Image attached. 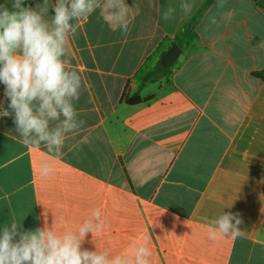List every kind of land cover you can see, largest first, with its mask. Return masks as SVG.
<instances>
[{
	"label": "crops",
	"instance_id": "obj_1",
	"mask_svg": "<svg viewBox=\"0 0 264 264\" xmlns=\"http://www.w3.org/2000/svg\"><path fill=\"white\" fill-rule=\"evenodd\" d=\"M57 2L24 6L51 30ZM98 2L70 21L63 61L81 76L72 103L83 125L59 151L23 141L0 82V113H11L0 115V229L74 231L93 220L101 233L82 247L109 258L132 259L143 245L150 264H264V0H125L126 35L111 0ZM177 38L182 53L155 72ZM228 212L242 234L209 239Z\"/></svg>",
	"mask_w": 264,
	"mask_h": 264
},
{
	"label": "clouds",
	"instance_id": "obj_2",
	"mask_svg": "<svg viewBox=\"0 0 264 264\" xmlns=\"http://www.w3.org/2000/svg\"><path fill=\"white\" fill-rule=\"evenodd\" d=\"M98 7V0H58L54 28L49 30L41 14L25 7L24 0H12L13 11L0 5V82L5 85L4 95L14 113L16 131L26 144H44L49 152L53 147L59 151L64 134L83 125V121L76 122L72 103L79 99L81 76L66 69L63 57L68 34L76 31L70 21L90 16ZM111 7L117 11H110L109 15L119 21L120 30L126 35L129 23L125 0H111ZM181 8L186 11L187 5L182 3ZM172 11L169 8L163 13L165 21L172 19ZM0 115L11 113L4 110ZM61 116V124L50 130L49 121L60 120ZM51 171L48 163L42 165V175L48 176ZM92 216L98 221L100 211L97 209ZM242 223L239 213H223L216 219L215 227L209 229L208 237L234 239L242 234L238 228ZM89 233L93 237L99 235L101 226L85 220L74 231L61 232L54 227L22 231L21 224L11 222L0 229V264H150L152 251L143 245L132 259L121 255L109 258L106 251L84 249L82 245ZM144 242H149L148 236Z\"/></svg>",
	"mask_w": 264,
	"mask_h": 264
},
{
	"label": "water",
	"instance_id": "obj_3",
	"mask_svg": "<svg viewBox=\"0 0 264 264\" xmlns=\"http://www.w3.org/2000/svg\"><path fill=\"white\" fill-rule=\"evenodd\" d=\"M182 53V48L174 44L161 58V64L164 67H171L173 63L177 60V58Z\"/></svg>",
	"mask_w": 264,
	"mask_h": 264
},
{
	"label": "trees",
	"instance_id": "obj_4",
	"mask_svg": "<svg viewBox=\"0 0 264 264\" xmlns=\"http://www.w3.org/2000/svg\"><path fill=\"white\" fill-rule=\"evenodd\" d=\"M176 44L179 45V46H182L183 45V40L182 38H177L176 39ZM164 71V70H168V68L164 67L162 64H161V60H159L157 66H156V69H155V72L156 71ZM138 101H140V98L139 97H132L130 99L127 100L128 103H131V104H134V103H137Z\"/></svg>",
	"mask_w": 264,
	"mask_h": 264
}]
</instances>
